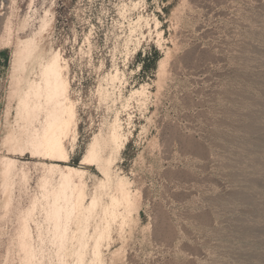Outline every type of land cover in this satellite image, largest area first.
<instances>
[{
	"label": "rangeland",
	"instance_id": "rangeland-1",
	"mask_svg": "<svg viewBox=\"0 0 264 264\" xmlns=\"http://www.w3.org/2000/svg\"><path fill=\"white\" fill-rule=\"evenodd\" d=\"M56 53L60 165L98 194L90 222L45 192L68 173L47 167L51 112L17 117ZM119 182L131 200L105 214ZM85 238L78 264H264V0H0V264H75Z\"/></svg>",
	"mask_w": 264,
	"mask_h": 264
},
{
	"label": "bare ground",
	"instance_id": "bare-ground-1",
	"mask_svg": "<svg viewBox=\"0 0 264 264\" xmlns=\"http://www.w3.org/2000/svg\"><path fill=\"white\" fill-rule=\"evenodd\" d=\"M32 63H33V65L37 64L38 66H40V68H39L40 69V72H39L40 76H39V78H32V77H30V75H28L27 81L25 82V85L19 87L18 94H19L20 102H19V106H18L17 117L19 118V121L20 120L22 121V127L25 130L32 131V129H34L35 125H34L33 116L31 114L36 109V107H43L48 112H51V114L53 115V117H52L53 132H52L51 136L49 137V145H50L49 150H50V156H52V157H45V159H50L52 161V163L50 166L47 165V167H49L51 170H56V171L59 169L62 171L65 170V171H68V173L66 172V175H64L65 171L63 173L61 172L62 175H64V177L61 176V177H63V179L61 178L62 182L60 181L61 184H60L59 188L52 190L51 188L48 187L49 191H45V189H44V191L46 192L47 196L48 195L56 196L57 200L63 201V203H65V204L81 205L84 209L86 219L89 221L90 217L92 216V214L94 213V211L96 209L95 207H97V205L100 202V198L97 196L98 194L93 196L92 199L90 197V199H91L90 203L89 202H88V204L85 203L86 196L89 193H86V189H85L86 187L83 184V182L81 180L77 181L75 179V175L73 176V174H72L73 171L74 172L76 171L79 173H83L84 171H82L79 168L71 169L70 167H62L61 166L62 165L61 162L63 161V157L68 156L69 152L65 148L64 143L62 142V139H61V132H62L61 118H62V115L64 114V110H63L64 107L62 106V99L60 96L61 95L63 96V93H64L63 92L64 91V82H63V77H62V72H61L60 54L56 53L54 55V57L52 58V60L49 61V63H45L43 61V58L41 55L36 56ZM29 70H28V72H29ZM15 140H16V136L14 134L12 137L13 145L15 143ZM94 150H96V148ZM45 178H47V177H45ZM45 180L46 181H44V182H46V183L44 184L45 186H43V187L47 188V185H48L47 181L49 179L48 180L45 179ZM116 189L118 190L119 194L121 193V195H118V196L113 195L111 198L112 199L111 205L108 204L107 206H101L102 205L101 204L98 206V209L100 207L101 208L104 207L103 210H104L105 214L113 215L114 214L113 213L114 212V210H113L114 205H116L118 202L121 203V201H122L121 199L125 198L128 201L131 200L130 199L131 195H129L127 188L124 186V184L122 182H119L117 184ZM44 191H43V193H44ZM119 196H121V197H119ZM44 198H46V195H45V197H43V200H44ZM48 199H49V197H48ZM130 203H131V201H130ZM51 207H53V206H51ZM48 211H49V209L46 212L48 213ZM96 211H98V210H96ZM51 212H52V210L49 212V214H51ZM101 213H102V211H101ZM96 214H99V213H96ZM102 215H103V213H102ZM51 217H52V215H51ZM100 225H99V228H97L95 230V232L92 233L93 234L92 236L94 238L93 239L94 240V243H93L94 247L93 248H94V252H95V255L97 257L96 259H97L98 263L100 261H102L101 258H99L100 253H101L100 247L102 245V244H100L101 243V237L107 231L106 230L107 226L105 227V226H100ZM55 231H56L55 235L57 237L56 239L58 240V242L60 244L59 246H61V247L67 246L66 242L71 239V232L69 229V225L65 222H62V224L59 227H57V229ZM88 233H89L88 228H86L85 229V237H86V235H88ZM90 234H91V232H90ZM87 241H89V239ZM72 243H74L73 246H72ZM86 243L87 242H86V238H85L83 240V248L82 249H76L77 240H74L71 242V246L73 247V250H72L73 252L71 253V255L73 257H75V260H76L75 261L76 263L74 262L75 264H78L80 260L84 259L85 252H86V250L84 248L86 247ZM59 249H60V247H59ZM61 253L64 254L63 252H61ZM65 255H66V253H65ZM36 256H37L36 251L34 249L30 250L29 254L26 256L25 264H36ZM61 260H64V262H65L67 259L65 260L62 258ZM23 262H24V260H23ZM68 262H66V263L69 264ZM66 263H64V264H66Z\"/></svg>",
	"mask_w": 264,
	"mask_h": 264
}]
</instances>
